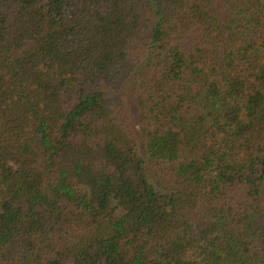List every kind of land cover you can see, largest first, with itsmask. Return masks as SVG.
Listing matches in <instances>:
<instances>
[{"label":"trees","instance_id":"1","mask_svg":"<svg viewBox=\"0 0 264 264\" xmlns=\"http://www.w3.org/2000/svg\"><path fill=\"white\" fill-rule=\"evenodd\" d=\"M0 264H264V0H0Z\"/></svg>","mask_w":264,"mask_h":264}]
</instances>
